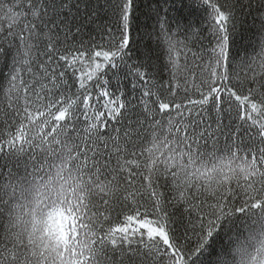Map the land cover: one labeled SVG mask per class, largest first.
<instances>
[{
    "label": "snow or ice",
    "instance_id": "6c2138e0",
    "mask_svg": "<svg viewBox=\"0 0 264 264\" xmlns=\"http://www.w3.org/2000/svg\"><path fill=\"white\" fill-rule=\"evenodd\" d=\"M164 2L0 0V264H264V0Z\"/></svg>",
    "mask_w": 264,
    "mask_h": 264
},
{
    "label": "trees",
    "instance_id": "16d2710c",
    "mask_svg": "<svg viewBox=\"0 0 264 264\" xmlns=\"http://www.w3.org/2000/svg\"><path fill=\"white\" fill-rule=\"evenodd\" d=\"M139 8L137 9L135 16L136 19L133 22V30L132 37L135 41H137L139 45L140 51L145 50V45H150L151 41L149 40L148 35L146 33H151L153 31V25L155 22V16L151 12V9L156 8L158 5L163 8L168 5L165 4L164 0H138ZM168 3L171 4L172 0H168ZM163 15V12H161ZM172 15V13H170ZM246 22L242 25L237 26V33L235 35V45L233 46V55L236 56L237 59L245 55V50L248 53H251L250 42L255 41V36L253 35L254 29L252 28V18L246 17L242 18ZM101 21H98V23ZM134 55L136 46L133 45ZM3 68L2 62H0V69ZM4 74H6L7 70L4 69ZM244 219V217L239 214L236 216L232 225H229L227 221L224 222L221 228V237L222 239H218L216 241V248L219 247L221 243L226 241V233L228 235L231 234V229H233L236 225H239L240 221ZM214 258L213 250L210 249V252L206 254V259L211 261Z\"/></svg>",
    "mask_w": 264,
    "mask_h": 264
}]
</instances>
